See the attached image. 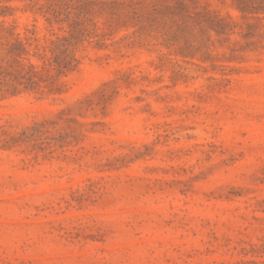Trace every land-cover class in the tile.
<instances>
[{
    "label": "rangeland",
    "instance_id": "1",
    "mask_svg": "<svg viewBox=\"0 0 264 264\" xmlns=\"http://www.w3.org/2000/svg\"><path fill=\"white\" fill-rule=\"evenodd\" d=\"M0 264H264V0H0Z\"/></svg>",
    "mask_w": 264,
    "mask_h": 264
}]
</instances>
